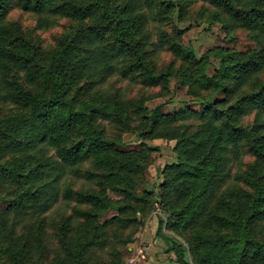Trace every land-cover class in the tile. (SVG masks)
Returning <instances> with one entry per match:
<instances>
[{
	"label": "trees",
	"instance_id": "trees-1",
	"mask_svg": "<svg viewBox=\"0 0 264 264\" xmlns=\"http://www.w3.org/2000/svg\"><path fill=\"white\" fill-rule=\"evenodd\" d=\"M199 1L254 46L187 49L176 23ZM59 26L45 46L38 30ZM173 78L192 97L173 113L132 95ZM159 138L177 158L156 192L144 142ZM0 203V264H122L157 205L171 264H264V0H0Z\"/></svg>",
	"mask_w": 264,
	"mask_h": 264
},
{
	"label": "rangeland",
	"instance_id": "rangeland-1",
	"mask_svg": "<svg viewBox=\"0 0 264 264\" xmlns=\"http://www.w3.org/2000/svg\"><path fill=\"white\" fill-rule=\"evenodd\" d=\"M203 2H198L191 10V18L182 22H177L179 29L184 31L182 42L187 49L194 50L198 57L204 55L208 51L217 47L235 48L240 51L247 50L254 46V43L249 39L248 33L244 30H238L233 34V37L227 36L219 23L213 24L205 18H200ZM12 18L20 21L25 27L33 28L36 26L34 16L25 14L22 11H14ZM169 28V27H168ZM170 29V28H169ZM59 31H63V27L59 26L51 31L38 30L45 46L53 44L54 35ZM172 53L168 50L162 53L159 59L160 68H165L172 61ZM213 67L218 65V61L213 59ZM126 85V84H124ZM169 94H164L161 87H152L150 90H144L142 86L134 87L132 95L142 94L147 97L146 105L153 112L155 108L160 107L165 114L173 113L181 109L183 106H188L191 96L188 93V88L180 85L177 78H173L169 87ZM188 104V105H187ZM124 146L127 149H141L143 141L136 133H125L123 135ZM147 146L153 149L151 156V165L146 171L147 188L152 191H158L159 186L163 181L162 172L165 166L176 160L175 152L176 141L166 139H152L144 142ZM250 157L245 159V164L251 162ZM113 197L116 198L114 194ZM6 204L0 203V210L4 209ZM146 215L139 213L138 219L141 220V225L135 229L133 242L124 251V260L122 264H171V260L176 259L174 253L166 252L167 247L161 237L158 236L160 229V218L167 219V214L160 205ZM116 211L110 210L102 218L103 222L115 216ZM163 230L167 232L164 226ZM47 264V263H45Z\"/></svg>",
	"mask_w": 264,
	"mask_h": 264
}]
</instances>
